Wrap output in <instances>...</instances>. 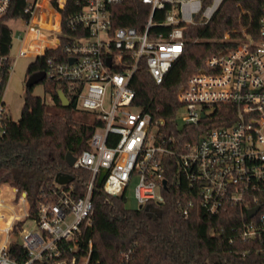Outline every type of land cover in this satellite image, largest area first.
Here are the masks:
<instances>
[{"label":"built area","instance_id":"obj_1","mask_svg":"<svg viewBox=\"0 0 264 264\" xmlns=\"http://www.w3.org/2000/svg\"><path fill=\"white\" fill-rule=\"evenodd\" d=\"M12 1L0 0V23L22 18L26 31L14 36L10 29V48L16 45V52L2 58L12 60L10 77L18 59L34 63L45 58V80L63 82L78 109L100 125L73 166L91 172L84 195H79L74 180L55 182L33 214L26 192L0 187V264H89L93 242L85 245V235L93 224L96 180L104 178L101 191L115 197L125 196L137 179L134 196L139 207L161 204L169 156L179 157L181 180L208 212L229 203L248 211L257 207L255 194L264 191V9L255 30L252 23H241L238 38L227 33L226 40L235 46L208 58L178 94L177 120L180 117L183 126L204 122L197 140L179 148L177 136L161 131L164 120L133 106L131 80L144 62L161 85L183 54L186 29L208 24L225 0H141L151 7L143 32L134 27L113 30L111 6L124 0H87L65 22L76 33L63 31L60 10L67 0H25L23 14L9 18ZM51 13L54 24L46 27L45 16ZM155 28L159 31L152 35ZM8 83L3 89L0 74V135L11 113ZM224 106L234 109L221 115L223 124L212 123ZM194 203L183 206L185 216ZM259 213L253 217L256 221L244 225V240L264 241V215ZM28 223L31 229L24 228Z\"/></svg>","mask_w":264,"mask_h":264},{"label":"trees","instance_id":"obj_2","mask_svg":"<svg viewBox=\"0 0 264 264\" xmlns=\"http://www.w3.org/2000/svg\"><path fill=\"white\" fill-rule=\"evenodd\" d=\"M86 2L67 0L65 8L60 10L65 33H76L68 30L65 22ZM25 5V0H13L9 18L21 16ZM263 9L264 0H225L208 24L189 26L183 54L173 63L161 85L155 83L144 62L140 63L131 80L136 93L133 106L154 119L164 120L161 131L177 136L179 148L197 140L204 122L199 126H179L178 94L188 79L205 67L208 58L235 46L226 40L227 33L232 39L238 38L241 23H252L251 31L255 30ZM111 11L113 30L134 27L143 32L151 7L141 0H124L112 5ZM155 20L159 21L157 16ZM158 31L155 28L152 35ZM10 46V28L1 22L3 89L10 78L8 66L12 60L2 62V58L10 56ZM44 70L45 58L38 59L29 66L27 77ZM42 84L49 102L34 95L33 88H26L20 118L14 120L10 113L4 123L5 132L0 135V186L26 192L33 214L46 199L48 188L55 185L58 174L72 175L79 195H84L91 172L70 167L66 155L71 152L78 157L88 149V141L100 125L91 114L89 119L77 116L76 100L63 82L46 79ZM59 91L69 96L70 106L62 105ZM227 109L234 108L224 106L222 112L216 111L212 123L223 124L221 115L228 113ZM165 168L169 189L163 191L164 202L142 208L128 209L125 196L106 195L101 191L104 178L96 180L92 195L93 224L85 235V245L89 240L93 242L89 264H264V241L244 240L241 235L244 225L257 219L249 218L248 208L229 203L210 213L181 180L179 157H167ZM175 177L180 179L178 184H173ZM255 195L256 205L261 207L259 215H264V191ZM189 201L195 202L194 207L185 216L183 206Z\"/></svg>","mask_w":264,"mask_h":264},{"label":"rangeland","instance_id":"obj_3","mask_svg":"<svg viewBox=\"0 0 264 264\" xmlns=\"http://www.w3.org/2000/svg\"><path fill=\"white\" fill-rule=\"evenodd\" d=\"M9 28L13 32L14 36L19 33H24L26 31V20L22 18L11 19L7 22ZM16 52V45L13 46L11 50V56H14ZM15 63V59H14ZM32 64V59L30 58H20L16 61L14 69L12 71V75L10 77L7 92H6V101L8 103V107L12 113V116L15 120H18L21 116V110L23 107L25 94H26V80H27V72L29 66ZM33 93L36 96H39L43 99H46L49 102V98L45 95L44 86L42 83L33 87ZM77 116L81 119H89V113H86L79 109L77 111ZM179 126H183L182 119L179 117L178 119ZM137 184V179L132 180L130 187L126 192V207L128 209H136L139 207L135 196V186ZM1 187V186H0ZM8 194V190L5 192ZM33 225L30 223L26 224L24 228L31 229Z\"/></svg>","mask_w":264,"mask_h":264},{"label":"water","instance_id":"obj_4","mask_svg":"<svg viewBox=\"0 0 264 264\" xmlns=\"http://www.w3.org/2000/svg\"><path fill=\"white\" fill-rule=\"evenodd\" d=\"M71 62H73V60H71ZM107 62H108V65L111 66V59H108ZM44 80H45V73L44 72L34 73L27 78L26 87L27 88H33L34 86L42 83ZM58 94H59V98L62 102V105L64 107H68L71 105V101L69 100V98L66 96V94L63 91H59ZM203 117H204V115H203ZM66 161L70 167H73L74 163L76 161V157L71 152H69L66 155ZM73 180H74V177L72 175L58 174L56 179H55V182L58 184L64 185V184H69ZM173 184H176V180H174ZM163 187L165 190H168L167 180L163 182ZM139 208H142V206H140ZM260 210H261L260 206H257L253 209H250L248 211L249 218H253Z\"/></svg>","mask_w":264,"mask_h":264},{"label":"bare ground","instance_id":"obj_5","mask_svg":"<svg viewBox=\"0 0 264 264\" xmlns=\"http://www.w3.org/2000/svg\"><path fill=\"white\" fill-rule=\"evenodd\" d=\"M45 3L48 1V0H43ZM46 6V5H45ZM54 20H55V16L53 15H50V14H47L45 16V23H46V27H51L52 24H54ZM58 28V27H57ZM24 232V231H22Z\"/></svg>","mask_w":264,"mask_h":264},{"label":"crops","instance_id":"obj_6","mask_svg":"<svg viewBox=\"0 0 264 264\" xmlns=\"http://www.w3.org/2000/svg\"><path fill=\"white\" fill-rule=\"evenodd\" d=\"M8 87V86H7ZM6 92H7V90H6ZM14 119V118H13ZM15 120V119H14Z\"/></svg>","mask_w":264,"mask_h":264}]
</instances>
